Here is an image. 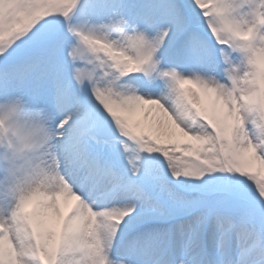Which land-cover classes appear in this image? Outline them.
Masks as SVG:
<instances>
[{"label": "snow or ice", "instance_id": "obj_1", "mask_svg": "<svg viewBox=\"0 0 264 264\" xmlns=\"http://www.w3.org/2000/svg\"><path fill=\"white\" fill-rule=\"evenodd\" d=\"M0 264H264V0H0Z\"/></svg>", "mask_w": 264, "mask_h": 264}, {"label": "clouds", "instance_id": "obj_2", "mask_svg": "<svg viewBox=\"0 0 264 264\" xmlns=\"http://www.w3.org/2000/svg\"><path fill=\"white\" fill-rule=\"evenodd\" d=\"M45 164V160L39 156L38 154L32 153L30 150H27L23 153V159L21 161V168H31L35 167H43Z\"/></svg>", "mask_w": 264, "mask_h": 264}, {"label": "rangeland", "instance_id": "obj_3", "mask_svg": "<svg viewBox=\"0 0 264 264\" xmlns=\"http://www.w3.org/2000/svg\"><path fill=\"white\" fill-rule=\"evenodd\" d=\"M134 120H143L144 119V112L141 110L140 112H137L133 115Z\"/></svg>", "mask_w": 264, "mask_h": 264}]
</instances>
